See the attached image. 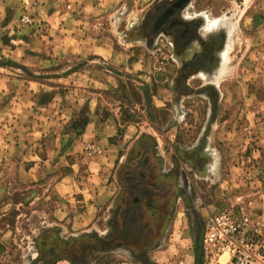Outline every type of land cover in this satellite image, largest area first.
<instances>
[{"label": "rangeland", "instance_id": "rangeland-1", "mask_svg": "<svg viewBox=\"0 0 264 264\" xmlns=\"http://www.w3.org/2000/svg\"><path fill=\"white\" fill-rule=\"evenodd\" d=\"M179 1L0 0V264H206L205 213L264 222V0Z\"/></svg>", "mask_w": 264, "mask_h": 264}, {"label": "built area", "instance_id": "built-area-1", "mask_svg": "<svg viewBox=\"0 0 264 264\" xmlns=\"http://www.w3.org/2000/svg\"><path fill=\"white\" fill-rule=\"evenodd\" d=\"M20 21L32 23L27 15ZM94 152H99L98 146H91L88 156ZM202 223L206 264H264V222L255 215L243 210L207 212Z\"/></svg>", "mask_w": 264, "mask_h": 264}, {"label": "crops", "instance_id": "crops-1", "mask_svg": "<svg viewBox=\"0 0 264 264\" xmlns=\"http://www.w3.org/2000/svg\"><path fill=\"white\" fill-rule=\"evenodd\" d=\"M106 153V152H105ZM109 158H107V160H108ZM109 184L106 186V188H108L109 189ZM109 192H110V190H109ZM108 194H107V192L105 193L104 192V195H102L100 198H102L103 200H106V202H107V200H109V197L107 196Z\"/></svg>", "mask_w": 264, "mask_h": 264}, {"label": "water", "instance_id": "water-1", "mask_svg": "<svg viewBox=\"0 0 264 264\" xmlns=\"http://www.w3.org/2000/svg\"><path fill=\"white\" fill-rule=\"evenodd\" d=\"M186 0H180L179 2H178V5H181L183 2H185Z\"/></svg>", "mask_w": 264, "mask_h": 264}]
</instances>
